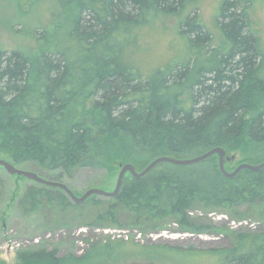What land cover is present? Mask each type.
<instances>
[{
	"label": "trees",
	"instance_id": "1",
	"mask_svg": "<svg viewBox=\"0 0 264 264\" xmlns=\"http://www.w3.org/2000/svg\"><path fill=\"white\" fill-rule=\"evenodd\" d=\"M192 1L54 0L58 16L69 18L65 34L53 31L47 43L49 30H34L36 56L0 48V158L66 175L118 163L142 170L161 155L186 158L215 146L233 151L231 162L264 161V53L248 1L224 0L216 18L221 41L199 14L183 16L181 57L143 66L144 30L157 17L182 15ZM88 87L91 98L78 107ZM3 189L0 180V201ZM263 205L264 169L227 178L218 155L193 165L163 162L142 178L127 173L115 197L75 203L59 188L32 186L19 201L25 213L42 206L86 210L95 225L145 232L168 222L201 231L194 210L235 218L240 208L259 212ZM220 254L224 264H264V234H237ZM18 262L69 260L57 249H39L20 252Z\"/></svg>",
	"mask_w": 264,
	"mask_h": 264
},
{
	"label": "rangeland",
	"instance_id": "2",
	"mask_svg": "<svg viewBox=\"0 0 264 264\" xmlns=\"http://www.w3.org/2000/svg\"><path fill=\"white\" fill-rule=\"evenodd\" d=\"M53 1L0 0V48H22L36 56L38 50L33 42L34 30L41 32V26L47 28V43L53 42L50 41L53 31V35L65 34V30L71 27L69 18L58 16L60 9H55L59 6ZM242 1H248L253 28L264 53V0ZM223 2L193 0L182 15L157 17L144 30V36L141 35L143 66L151 70L158 65L172 64L181 57L185 42L178 32V22L187 14H199L221 41L224 34L221 29L219 31L216 18ZM74 5L70 3V11H73ZM54 15L56 18L53 20ZM88 88L84 96L78 95V107L90 100ZM232 153L227 154L230 159L225 163L229 171L241 163L240 158L231 162ZM122 164L78 167L70 175L59 170L45 171L33 162L18 167L61 181L81 195L91 187L113 190ZM0 180L4 183L0 201V264H20V252L39 249H57V255L69 260L68 264H224L225 257L220 253L233 248L235 235L264 234V205L259 209L260 213L246 207L240 208L235 218L223 213L194 210L190 214L195 222L203 224L201 231L184 229L174 222H168L161 230L145 232L130 226L95 225L91 221V213L86 210L70 209L67 213H61L42 206L35 212L25 213L19 201L27 189L32 186L47 189L49 186L12 175L3 166H0ZM108 243H119L120 247H102Z\"/></svg>",
	"mask_w": 264,
	"mask_h": 264
},
{
	"label": "water",
	"instance_id": "3",
	"mask_svg": "<svg viewBox=\"0 0 264 264\" xmlns=\"http://www.w3.org/2000/svg\"><path fill=\"white\" fill-rule=\"evenodd\" d=\"M214 155H218L220 170L222 174L227 178H234L245 169L253 172H258L264 169V161L257 164L243 162L240 163L233 171H229L227 170L225 164L226 161L230 159L229 157H227L226 149L223 146H215L199 155L192 157L178 158L171 155H161L155 158L142 170H138L132 163L122 164L118 174L115 188L113 190H105L99 187H91L88 188L83 194L77 195L74 192V190L70 188L67 184L58 180H52L42 177L41 175H39L34 171L20 168L4 158H0V166H3L6 169V171L12 175L26 177L39 184H43L49 187L59 188L63 190L75 203H83L92 195H99L104 197L117 196L123 187L124 179L127 173H130L135 178H142L148 175L158 164L163 162H169L176 165H193L203 162Z\"/></svg>",
	"mask_w": 264,
	"mask_h": 264
}]
</instances>
